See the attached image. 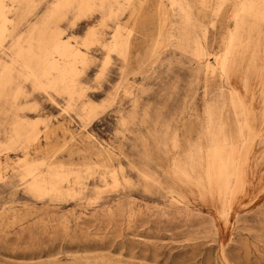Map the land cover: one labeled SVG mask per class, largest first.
Returning a JSON list of instances; mask_svg holds the SVG:
<instances>
[{
  "label": "rangeland",
  "instance_id": "374dc122",
  "mask_svg": "<svg viewBox=\"0 0 264 264\" xmlns=\"http://www.w3.org/2000/svg\"><path fill=\"white\" fill-rule=\"evenodd\" d=\"M58 1L18 0L0 40V264H264V0ZM93 28L71 100L14 61L28 40ZM35 123L20 167L14 128ZM229 145L224 211L208 169Z\"/></svg>",
  "mask_w": 264,
  "mask_h": 264
},
{
  "label": "bare ground",
  "instance_id": "6f19581e",
  "mask_svg": "<svg viewBox=\"0 0 264 264\" xmlns=\"http://www.w3.org/2000/svg\"><path fill=\"white\" fill-rule=\"evenodd\" d=\"M72 1L78 2L80 9L83 11H89L92 9L93 0H59L56 3L55 8L59 9L63 3H70ZM17 2L18 0H0V40L4 38L7 33L11 32L15 18H12L10 12L13 11ZM243 5L244 2L240 1L236 11H240ZM162 13L164 21L167 18L165 8H163ZM106 26L107 25L105 24V27ZM99 40L101 42L99 32L95 28L89 31L88 36L84 38L80 44H77V42L73 40L60 39L56 33L51 32L47 39L41 41L38 40L34 48L32 42L28 40V47L20 50V54L14 57V61L22 70L27 73L28 76L34 78L38 84V88L40 87L41 89H45V86L48 85L53 90H55V88L60 85L62 88H64L65 93L70 97L71 100L73 95L77 94V80L82 71L80 67H84L86 65L88 50L92 45L100 43ZM123 42L124 40L122 39V35L118 31L113 37L112 44L107 47V49L105 48L107 52V62L110 61L109 59L111 58L112 53L118 52V50L124 45ZM104 45L106 46L105 43ZM125 47L127 48V46ZM227 53L228 48H226V50L221 55L206 57L205 68L213 71L215 66L218 65L220 70H224ZM210 59H213V61L211 62ZM78 94L81 95L82 93H79L78 91ZM96 108L97 106L93 105L92 103H88L82 109V111L85 113L86 118H90L97 112ZM36 126V123L32 124L29 126L28 130L23 128H14L13 137L10 144H16L21 148L22 156L18 157L15 161V164L20 167L27 168L28 164L30 163V150L39 138L36 133ZM234 149L235 147L233 145H229L228 147L222 149H216L211 155L212 166H210L208 169V177L212 182L210 187L214 193L213 199L218 202L219 206L224 211L227 209V203L231 194L230 178L228 177V165L230 160L234 157ZM119 169L121 170V166ZM26 170L27 175L31 176V174H33L30 169ZM6 173L7 166L0 156V183L5 179ZM55 174L56 178L63 176L62 171L60 170L55 171ZM33 176H36V174ZM43 188H45V186ZM40 189L42 190V188Z\"/></svg>",
  "mask_w": 264,
  "mask_h": 264
}]
</instances>
